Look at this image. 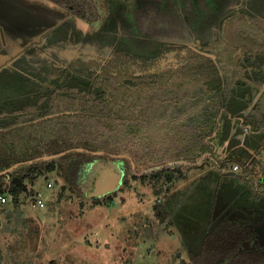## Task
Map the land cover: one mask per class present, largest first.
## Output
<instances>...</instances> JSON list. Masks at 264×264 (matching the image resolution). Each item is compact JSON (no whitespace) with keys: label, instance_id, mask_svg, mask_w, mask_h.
<instances>
[{"label":"trees","instance_id":"obj_1","mask_svg":"<svg viewBox=\"0 0 264 264\" xmlns=\"http://www.w3.org/2000/svg\"><path fill=\"white\" fill-rule=\"evenodd\" d=\"M49 1L88 23L99 20L94 0ZM206 2L182 1L178 19L185 22L201 15ZM37 21L30 33L50 25ZM165 23L151 28L154 34L147 36V29L146 34L131 27L120 30L115 15L107 14L100 28L82 37L68 38L69 25H58L42 46L33 41L23 49L18 59H30L8 68L26 64L25 72L32 77L26 74L23 80L32 85L26 87L29 96L20 107L0 110V171L72 147L88 151L18 166L0 176V192L11 194V206L19 209L25 182L34 183L55 170L71 193L95 203L103 175L117 177L116 188L129 175L137 177L128 158L110 154H130L134 145L159 142L170 134L165 139L181 143L177 153L161 158V163L133 153L135 167H140L136 170L178 159L190 162L147 173L158 181L169 180L167 174L176 171L185 178L183 171L198 168L196 161L205 152L217 163L215 171L201 175L193 185L194 191L205 192L214 182L212 195L201 198L210 201V209L206 238L197 253H190L193 263L264 264V172L257 176L260 170L252 165L248 144L250 136L256 137L250 146L257 151L262 147L259 138H264V0H239L235 9L220 14L210 40L181 41L182 27ZM48 43L81 47L77 56L58 63L45 56L42 49ZM230 133H244L245 143L239 145ZM225 141L226 156L217 160V148ZM96 150L104 153L90 152ZM233 163L239 164L238 172L229 171ZM84 165L86 179L78 184L76 171ZM158 209L154 207L155 215L163 222L169 215L163 209L159 215ZM245 241L252 243L251 249L243 247ZM13 257L10 264H25L18 252Z\"/></svg>","mask_w":264,"mask_h":264},{"label":"rangeland","instance_id":"obj_2","mask_svg":"<svg viewBox=\"0 0 264 264\" xmlns=\"http://www.w3.org/2000/svg\"><path fill=\"white\" fill-rule=\"evenodd\" d=\"M94 1L99 11V20L88 23L77 18L70 9L49 0H0V30L3 29L9 39L19 35L21 43L16 44L17 47H21L25 41L32 44L29 41L32 37L42 46L47 33L51 34L55 26L69 25L71 33L68 38L74 40L75 35L82 37L100 28L105 16L111 14L117 18L120 30L131 27L135 30L144 29L146 34L147 29V36L154 34L151 28L165 26L166 21L171 25H180L185 32L181 41L191 43L195 38L197 42L202 40L208 34L209 26L215 29V21L220 14L238 6L237 0H207L202 17L196 13L195 17L192 15L189 21L184 22L178 19L179 8L182 1L190 0ZM188 6L193 7L191 4ZM208 15L210 20L207 21L210 24L207 23L204 29V16L208 18ZM37 19L45 20L50 27L45 26L30 33L36 29ZM216 33L211 31L210 38H214ZM80 47L78 44L70 47L48 43L42 50L50 61L63 63L77 56ZM25 48L28 49V46ZM19 49L21 51L24 48ZM29 59L30 56L24 60L14 59V64L20 63L23 66L22 62ZM24 66L21 69H9L8 65L0 68V110L20 107L28 99L26 87L29 89L32 83L23 80L26 74L31 76L25 72L26 64ZM168 136L170 134L164 137ZM165 138L150 144L140 142L130 149L132 156L128 155L133 161V153L138 152L161 163V158L177 153L181 144ZM249 140L250 144H254L255 137L250 136ZM250 144L249 148H252ZM253 154L257 156L253 157V166L260 170L256 173L260 177L264 172V158L259 152L253 151ZM210 155L205 152L199 157L196 161L198 168L184 170L185 178L178 177L181 171L167 174L169 180L157 181L156 177L148 176L149 171L167 165L168 162L141 170H136L140 169L139 166L135 167L133 173L137 177L129 175L119 188H116L117 185L109 188L112 184H107L105 193L99 195L95 203L90 197L78 198L71 193L55 170L38 177L34 183L25 182L26 188L20 194L19 209L11 206V203L0 206V264H10L15 252L19 253L20 260L25 264L28 261L31 264H194L190 253H197L202 239L206 238L207 212L210 209V201H201V198L212 195L214 182L205 192L194 191L193 185L201 175L216 170L209 163ZM217 155V160L224 158L222 148H218ZM87 167L84 165L77 169L78 184L85 181L84 171ZM144 170L147 176L142 179L139 176ZM105 180L110 182V177ZM117 180L115 177V183ZM49 181L52 186L47 187ZM155 186L159 187V192L155 191ZM34 193L44 199L45 208L36 209L30 205ZM155 206L159 207V215L163 214L161 209L169 215L163 222L156 217ZM208 239L210 241L212 235ZM251 248L252 243L245 249Z\"/></svg>","mask_w":264,"mask_h":264},{"label":"water","instance_id":"obj_3","mask_svg":"<svg viewBox=\"0 0 264 264\" xmlns=\"http://www.w3.org/2000/svg\"><path fill=\"white\" fill-rule=\"evenodd\" d=\"M37 38H38V36L35 37V39H37ZM73 151H88V150L83 148V147H72V148H68V149H65L63 151H60L58 153H55V154H44V155L37 156V157L29 159V160L19 161V162L13 163L9 167L1 170L0 171V176L9 173L10 171H12L13 169L17 168L18 166L29 164V163L37 161V160L56 158V157L61 156V155L65 154V153L73 152ZM90 152L93 153V154H103L104 153L103 150H96V151H90ZM110 155L115 156V157H126V158L130 159L131 160V168L133 170L135 169L134 162L132 161L131 157L128 154L121 153V154H110ZM166 164L167 165L190 164V162L187 161V160H184V159H178V160L169 161ZM161 166H163V165H160L159 167H161ZM144 172H146V171L144 170L142 173H144ZM106 177H110V180H109L110 182H107L105 180ZM12 179L21 182L20 178H18V177H13ZM104 180L107 183H105ZM107 184H112V185H110L109 188H112V187L115 188V178H113L111 176L103 175L102 178H101V181L99 183V190L97 192L98 193L97 195H101V194L105 193V191H106L105 187L107 186ZM248 245H249L248 241L243 242V247L244 248H247Z\"/></svg>","mask_w":264,"mask_h":264},{"label":"flooded vegetation","instance_id":"obj_4","mask_svg":"<svg viewBox=\"0 0 264 264\" xmlns=\"http://www.w3.org/2000/svg\"><path fill=\"white\" fill-rule=\"evenodd\" d=\"M4 32L5 31H3V29L0 30V68H4L5 65H8V67L13 65L14 59H18L23 51H20L19 48L23 49L29 45V42H27L23 43L22 46L20 45L21 47H17L16 44L21 43V38L19 37V35H14L13 38L9 39L5 36ZM29 41H35L34 37H32V39H30Z\"/></svg>","mask_w":264,"mask_h":264},{"label":"crops","instance_id":"obj_5","mask_svg":"<svg viewBox=\"0 0 264 264\" xmlns=\"http://www.w3.org/2000/svg\"><path fill=\"white\" fill-rule=\"evenodd\" d=\"M239 0H237V2H238ZM211 16V15H210ZM205 17V18H204ZM203 18H204V21H203V26H204V29H206V24L207 23H209L207 20L209 19L210 20V17H209V15H208V18H207V16H204ZM210 24V23H209ZM211 31H215V29H213V27H210L209 26V28H208V34H206V36L208 35V37L206 38V36H204L203 38H202V40H210V39H212V38H210V32ZM215 36V35H214ZM247 112H248V109H246V110H243L242 111V113L244 114V115H246L247 114ZM231 132H233V131H231ZM236 137V138H238L239 140H240V144L239 145H242L243 143H245V141H244V138H245V134L244 133H234V134H231L230 133V137ZM255 140H257V138L255 137ZM260 140H261V148L260 149H258L257 151L256 150H254V149H251V148H249L250 149V151H251V153L253 152V151H256V153H258L259 152V154L261 155L262 154V158H264V138H259V142H260ZM248 144H250V140L248 141ZM226 146H227V141H225V143H224V145H222V146H219L218 148H224L225 150H227L226 149ZM218 148H217V150H218ZM253 157H257L255 154H253ZM254 159V158H253ZM215 162V161H214ZM217 162V161H216ZM209 163L213 166V167H216L214 164H217V163H212V162H210L209 161ZM252 165H254L255 166V159L254 160H252ZM261 165V164H260ZM230 168V170L229 171H231V172H233L232 170H231V166L229 167ZM234 172H238V171H234Z\"/></svg>","mask_w":264,"mask_h":264},{"label":"built area","instance_id":"obj_6","mask_svg":"<svg viewBox=\"0 0 264 264\" xmlns=\"http://www.w3.org/2000/svg\"><path fill=\"white\" fill-rule=\"evenodd\" d=\"M222 151H224V154L226 156V151L224 148H222ZM224 156V158H225ZM231 170L232 171H239L240 166L239 164L233 163L231 165ZM47 187L52 186V182L49 181L46 184ZM13 200V196L9 194L8 192H0V204H5V203H10ZM30 205L36 209H43L45 208V201L44 199L37 193L32 194L31 199H30Z\"/></svg>","mask_w":264,"mask_h":264},{"label":"clouds","instance_id":"obj_7","mask_svg":"<svg viewBox=\"0 0 264 264\" xmlns=\"http://www.w3.org/2000/svg\"><path fill=\"white\" fill-rule=\"evenodd\" d=\"M25 186H26V184H25Z\"/></svg>","mask_w":264,"mask_h":264}]
</instances>
